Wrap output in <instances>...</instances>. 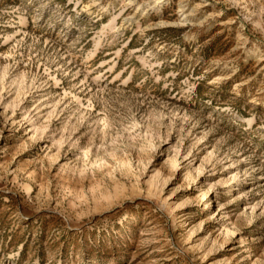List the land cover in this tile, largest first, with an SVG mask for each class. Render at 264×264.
Here are the masks:
<instances>
[{"label": "rangeland", "instance_id": "obj_1", "mask_svg": "<svg viewBox=\"0 0 264 264\" xmlns=\"http://www.w3.org/2000/svg\"><path fill=\"white\" fill-rule=\"evenodd\" d=\"M0 264H264V0H0Z\"/></svg>", "mask_w": 264, "mask_h": 264}]
</instances>
